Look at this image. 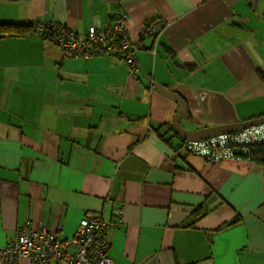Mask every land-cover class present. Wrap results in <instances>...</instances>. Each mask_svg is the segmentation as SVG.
I'll list each match as a JSON object with an SVG mask.
<instances>
[{
    "label": "crops",
    "instance_id": "obj_1",
    "mask_svg": "<svg viewBox=\"0 0 264 264\" xmlns=\"http://www.w3.org/2000/svg\"><path fill=\"white\" fill-rule=\"evenodd\" d=\"M120 12L134 40L166 22L136 79L39 34L0 39V248L27 221L71 241L91 213L118 264H264V167L188 153L151 83L184 98L192 131L264 116V0H0V22L82 35Z\"/></svg>",
    "mask_w": 264,
    "mask_h": 264
},
{
    "label": "built area",
    "instance_id": "obj_2",
    "mask_svg": "<svg viewBox=\"0 0 264 264\" xmlns=\"http://www.w3.org/2000/svg\"><path fill=\"white\" fill-rule=\"evenodd\" d=\"M128 20L127 13L120 12L110 24L105 27L92 25L85 35L54 21L51 24L34 22L33 30L35 34H43L46 29L53 31L52 42L70 56L118 58L127 65L129 76L136 79L141 71L136 55L142 49L141 38L151 37L157 42L166 22L161 17H153L142 29L140 40H134ZM257 144H264V125L201 142H186L184 148L209 162H219L243 158L249 147ZM109 228L110 224L101 215L88 213L74 238L65 242L47 225L27 221L17 230L15 239L0 248V264H22L26 259L33 264H118L110 256ZM70 247L75 250L70 252Z\"/></svg>",
    "mask_w": 264,
    "mask_h": 264
},
{
    "label": "water",
    "instance_id": "obj_3",
    "mask_svg": "<svg viewBox=\"0 0 264 264\" xmlns=\"http://www.w3.org/2000/svg\"><path fill=\"white\" fill-rule=\"evenodd\" d=\"M16 1V0H12ZM153 88L160 94L173 100L178 106V112L170 122L169 129L174 133V136L181 142H201L209 139L219 137L221 135H230L251 127L264 125V116L254 118L251 120L236 122L231 124H224L220 126L207 127L199 130H189L182 125V120H185L189 116L188 107L186 101L178 93L171 91L167 87L158 82H151Z\"/></svg>",
    "mask_w": 264,
    "mask_h": 264
},
{
    "label": "trees",
    "instance_id": "obj_4",
    "mask_svg": "<svg viewBox=\"0 0 264 264\" xmlns=\"http://www.w3.org/2000/svg\"><path fill=\"white\" fill-rule=\"evenodd\" d=\"M35 22H39V21H35ZM33 23L34 22H30L28 24L0 22V39L6 37L22 38L30 35H35L33 30ZM48 24L51 23L48 22ZM39 35L51 41H53L54 38L53 31L51 32L50 29H46V32ZM260 76L264 81V74L260 73ZM243 158L251 161L252 163L264 167V144H257L250 146L249 149L247 150V154L243 156ZM195 216L200 218L202 216V213L201 212L195 213ZM239 220L240 219L234 220L233 222H231V225L237 223Z\"/></svg>",
    "mask_w": 264,
    "mask_h": 264
},
{
    "label": "rangeland",
    "instance_id": "obj_5",
    "mask_svg": "<svg viewBox=\"0 0 264 264\" xmlns=\"http://www.w3.org/2000/svg\"><path fill=\"white\" fill-rule=\"evenodd\" d=\"M6 13H7V15H9V13H11V12L9 11V9H7Z\"/></svg>",
    "mask_w": 264,
    "mask_h": 264
}]
</instances>
